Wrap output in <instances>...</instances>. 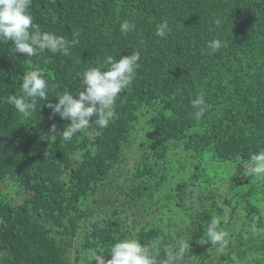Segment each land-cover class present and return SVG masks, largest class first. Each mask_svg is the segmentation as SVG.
<instances>
[{
  "label": "trees",
  "instance_id": "obj_1",
  "mask_svg": "<svg viewBox=\"0 0 264 264\" xmlns=\"http://www.w3.org/2000/svg\"><path fill=\"white\" fill-rule=\"evenodd\" d=\"M29 11L30 35L70 46L27 58L0 41V264H97L92 253L108 260L125 238L155 264L169 253L175 264H264V179L242 175L264 151V0H31ZM133 53L109 125L62 140L70 121L47 105L75 95L84 70ZM29 70L51 87L23 118L7 99ZM213 218L223 247L209 241Z\"/></svg>",
  "mask_w": 264,
  "mask_h": 264
},
{
  "label": "clouds",
  "instance_id": "obj_2",
  "mask_svg": "<svg viewBox=\"0 0 264 264\" xmlns=\"http://www.w3.org/2000/svg\"><path fill=\"white\" fill-rule=\"evenodd\" d=\"M31 0H0V41H11L12 52L25 54L27 58L38 56L47 50L53 54H68L69 42L63 37H57L49 33L30 35L33 28V17L29 11ZM134 26L125 21L120 25L122 33H128ZM170 31L167 22L156 25L155 35L165 37ZM74 43V42H73ZM209 48L215 52L223 45L221 40L214 39L209 43ZM140 60L139 53L122 55L113 61L109 58L110 67L102 70L101 67H91L79 75L82 78L81 88L75 95L70 92L59 94L55 104H48L54 115H59L70 121L69 126L62 131V140L71 141L72 138L87 130L90 125L103 129L109 125L114 113L117 97L127 89L135 74ZM51 87L40 70H29L21 77V96H10L7 102L13 105L23 118H28L36 110V100L46 101L48 90ZM196 119L203 117L206 110L205 99L202 95L191 101ZM55 133L53 125L51 129ZM55 139V135L51 136ZM250 163L244 165L242 175L255 176L264 179V151L254 153L249 158ZM218 221L213 218L207 226V235L212 245H224L225 233L217 230ZM110 259L105 256L92 253L91 261L97 264H155V260L149 253V249L136 239L125 238L114 243L110 247ZM108 254V255H109ZM183 249L180 251V256ZM177 256L169 253L165 258V264H175Z\"/></svg>",
  "mask_w": 264,
  "mask_h": 264
}]
</instances>
